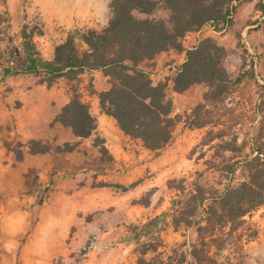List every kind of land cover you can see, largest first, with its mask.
<instances>
[{"label": "rangeland", "instance_id": "1", "mask_svg": "<svg viewBox=\"0 0 264 264\" xmlns=\"http://www.w3.org/2000/svg\"><path fill=\"white\" fill-rule=\"evenodd\" d=\"M111 1L0 0V264H264V204L233 222L209 223L208 213L213 204L220 215V200L230 185L248 180L245 165L264 143V11L256 4H242L234 24L217 32L232 80L243 76L223 102L207 107L206 126H191L206 85L177 93L179 64L167 75L149 72L155 83L168 84L173 114L181 117L162 150L147 149L103 112L97 92L110 85L102 71L52 86L32 74L2 78L22 54L25 23L42 26L35 41L52 59L70 32L102 29ZM74 90L96 118L86 138L56 121ZM32 140L52 151L31 153ZM68 144L72 151L57 150ZM196 185L207 198L186 218ZM53 220L46 253L34 254Z\"/></svg>", "mask_w": 264, "mask_h": 264}, {"label": "trees", "instance_id": "2", "mask_svg": "<svg viewBox=\"0 0 264 264\" xmlns=\"http://www.w3.org/2000/svg\"><path fill=\"white\" fill-rule=\"evenodd\" d=\"M252 1L112 0V16L102 30L76 29L70 32L55 47L52 59L43 57L35 41L36 36L44 34L42 26L25 23L21 32L22 54L14 55V64L3 69L2 78L32 74L52 86L60 78L71 81L87 72L102 71L110 85L97 92L103 112L113 117L125 134L141 140L147 149L162 150L171 142L181 117L173 114L174 103L167 93L168 84L155 83L150 73L139 65L170 50L185 51L186 60L176 71L173 88L177 93H184L196 84L208 87L203 101L194 108L191 121V126H206L210 123L207 107L223 102L233 83L241 82L243 75L232 80L224 64L227 50L215 38L205 37L189 49L185 48L184 40L188 34L207 25L215 32L227 30L234 24L238 8ZM256 9L264 11L262 0L256 2ZM77 39L85 45L82 51ZM3 57L0 47V60ZM56 121L82 138L91 136L97 126L95 116L80 99L77 90L73 91L71 100L57 115ZM29 148L31 153L52 151V146L40 140H32ZM73 149L74 146L69 144L66 148H57L58 151ZM258 150L259 153L245 165L248 180L238 186L230 185L220 200V215L215 205L209 206L208 213L213 216L209 223L233 222L264 204V143ZM18 158L22 159L23 155L20 153ZM227 169L235 172L233 165H228ZM195 191L192 211L186 218L196 215L197 203L207 198L200 185H196ZM214 216H219V220Z\"/></svg>", "mask_w": 264, "mask_h": 264}, {"label": "crops", "instance_id": "3", "mask_svg": "<svg viewBox=\"0 0 264 264\" xmlns=\"http://www.w3.org/2000/svg\"><path fill=\"white\" fill-rule=\"evenodd\" d=\"M256 2H257L256 0L252 1L249 4V6H250L249 8H251V7L255 8ZM253 4H254V6H253ZM108 22H109V20H108ZM108 22H107V24H108ZM102 29H100V30H102ZM95 30H98V29H95ZM100 30H98V31H100ZM217 35H221V33L215 32L210 25H207V26L203 27V29H201L198 32H192V33L188 34L184 40V46H185V48L189 49V48L193 47L194 45H197L198 42L205 37L210 36V37H213L216 39L219 38V36H217ZM185 60H186V52L185 51L184 52H177L174 50H170L168 52H164V53L157 55L154 60L141 63L139 65V67L148 71V72L155 69L153 71H159L160 75H167L169 72V68H170L172 63L174 65L179 64L177 69H176V71H177L180 68V66L185 62ZM149 62H150V64H148ZM166 63H168V66L165 65Z\"/></svg>", "mask_w": 264, "mask_h": 264}, {"label": "clouds", "instance_id": "4", "mask_svg": "<svg viewBox=\"0 0 264 264\" xmlns=\"http://www.w3.org/2000/svg\"><path fill=\"white\" fill-rule=\"evenodd\" d=\"M55 224V221H50L48 225H46L41 230V237L34 243L33 251L36 255H43L46 253V237L48 234V230L51 229Z\"/></svg>", "mask_w": 264, "mask_h": 264}]
</instances>
